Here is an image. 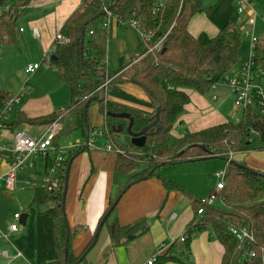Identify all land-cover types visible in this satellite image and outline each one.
<instances>
[{
	"label": "trees",
	"instance_id": "trees-1",
	"mask_svg": "<svg viewBox=\"0 0 264 264\" xmlns=\"http://www.w3.org/2000/svg\"><path fill=\"white\" fill-rule=\"evenodd\" d=\"M30 1L1 0L0 47L16 41L17 18ZM158 1L83 0L61 28L59 34L63 40L52 43L50 48L52 55L48 62L44 56L41 61V65L45 64L52 68L67 87L70 96L69 106L34 119L16 112L12 121L6 124V129L10 132L20 127L45 129L57 122L62 129L54 140L53 147L60 148L58 142L62 136L67 137L79 132L85 138L83 107L86 102H93V99L97 98L101 101L98 103L99 111L104 116V126L100 131H105L109 143L115 144L116 137H123L127 145L128 122L110 118L106 114H129L133 120L131 132L136 134L154 121L158 104V123L146 133L144 146L136 149L128 145L129 149L125 148V156L119 153L117 155L115 171L128 177V182L120 194L133 183L158 175L161 169L168 165L194 162L203 158H220L228 161L229 155L248 153L253 149L249 141L250 135L258 137L260 149L264 150V117L257 114L253 108L242 111L238 123L230 122L198 133L186 134L171 141L170 132L183 114V108L188 101L182 90H194L203 94L215 84L223 83L227 75L241 64L239 31L241 24L226 23L219 28L214 38H209L205 34L192 37L187 32V25L193 16L203 12L198 1L164 0L163 8L156 12ZM250 1L247 0V3ZM105 8H110L109 13L117 20L119 26H126L134 21L137 23L138 31L150 36L148 42L140 41V45L133 52L131 63L120 65L115 72L107 71L104 63L107 29V17L103 11ZM211 11L209 9L205 13L209 15ZM241 17L243 22L247 21L245 15ZM84 23L86 26L81 59L79 34ZM164 36L165 39L158 51L153 50L144 54ZM251 56L255 65L264 71V35L257 38ZM102 74H105L108 82L106 87H102L100 80ZM124 84L143 86L151 93V96L147 93L154 104L151 115L142 116L105 100L109 87ZM11 99L7 93L0 92V112ZM130 150L133 152L129 153ZM53 152L55 159L56 152ZM72 155L67 156L65 166ZM47 160L49 161L48 157L44 161ZM224 171L223 189L218 200L220 207L213 203L206 205L201 201L194 202L195 218L188 227L187 240L183 243H173L154 264H188L190 236L206 230L212 233L223 248L221 264H264V174L231 160ZM64 175L65 171L58 177L57 190L45 186L34 191L32 195V205L36 210L39 212L44 210L53 221L52 236L57 257L49 264H75L83 254L79 257L73 256L72 237L69 233L67 253L64 255L66 227L61 212L64 205L62 202ZM113 203H109L107 211ZM198 210L202 211L201 215L197 214ZM112 212L101 231L108 234L116 247L126 235H129L133 227L121 229L115 221L109 224ZM230 226L246 230L251 234L252 242L241 246L237 244L228 233ZM99 238L100 233L94 247ZM89 246L90 244L83 252ZM251 253L254 257L248 258ZM109 254V251L102 254L98 264H106ZM179 255L182 258L180 261ZM86 257L79 264H85Z\"/></svg>",
	"mask_w": 264,
	"mask_h": 264
},
{
	"label": "crops",
	"instance_id": "crops-1",
	"mask_svg": "<svg viewBox=\"0 0 264 264\" xmlns=\"http://www.w3.org/2000/svg\"><path fill=\"white\" fill-rule=\"evenodd\" d=\"M82 1L31 0L17 18L16 41L11 45L3 46L4 49L9 47L24 49L32 45L37 57L29 59L26 67L38 64L45 54L51 52L50 48L56 34H59L66 20L81 5ZM248 13L253 16L256 13L261 19L264 17L262 11L256 10L255 7L250 8ZM111 21L116 29L123 27L118 25L115 18H111L109 24ZM247 22L252 24L251 20L245 23ZM240 24L242 26L243 19ZM107 28L108 30L106 29L105 31L106 38L109 35V27ZM219 28L211 21L209 15L202 12L190 19L187 25V32L192 37L205 34L209 38H214L218 34ZM127 35L131 36L128 50L129 57L130 53L133 56V52L140 45L141 39L134 47V41L136 42V40L132 38V33L128 31ZM109 51L108 40V43L106 42L104 63L107 71L115 72L117 65L115 64L112 67L113 62ZM8 52L9 50H6L4 54L7 55ZM131 56L127 65L131 63ZM4 59L10 60L8 57ZM119 62L120 65L125 64L124 59L119 58L118 67H120ZM45 70L49 71L46 87L49 90L42 95L38 92L37 84L43 79V76L35 75L38 74V70L32 80L34 83L29 89L27 88L28 94L24 98L25 102L21 104L19 101L17 104L20 106V111L17 112L26 118L44 117L53 112L63 110L65 105L69 106L70 96L67 87L61 82L52 68L47 66ZM124 87L135 92L138 91L136 88L141 89L130 84H125ZM3 92L13 97L11 93ZM182 92L187 96L188 101L183 108V114L170 132V139H173V141L186 134L198 133L231 122L232 113L235 112H233L232 96L230 89L223 83L215 84L203 94L194 90H182ZM106 94L105 100L108 101ZM141 97L143 100L138 106L123 102L120 103L123 105L119 104L118 106L126 109L131 108L130 110L133 109L142 114H149L152 111L151 105L149 102L144 101V96ZM86 120L90 132L102 130L104 116L100 113L96 102L90 103ZM11 121L5 119L3 122L5 126L0 129V227H2V229L0 228V233L8 236L7 241L10 239L13 241L14 256L9 263L12 264L14 260H20V264H27L25 261H21V258L23 257V250L28 253V247L35 250L37 260L40 258L42 261L45 260V262L55 261L57 252L53 245L52 218L46 215L44 210L39 212L32 205L34 191L45 188L43 179L46 170L53 165L54 152L49 154V161H44L45 159L42 160L40 158L34 159L33 168H26L16 174L14 190L6 191L2 178L9 170L14 159V154L10 151L13 136L24 132L33 137L29 132L35 129L20 127L10 132L6 129V124ZM43 131L44 129L37 128V134L34 136H39ZM72 134L79 136V139L75 141H85L81 133L74 132ZM61 138L58 142L60 147ZM107 145H110V143L106 136L98 138L96 139L95 149L87 148L82 151L84 149L82 147L81 150L79 149L80 152H75L68 159V161L72 159V162L69 167L63 208L69 233L72 237L71 252L74 257H79L83 253L90 244L102 216L109 207V203L115 202L109 224L115 221L121 229L131 227L133 229L116 247H114L108 234L105 231H101L100 238L103 235L106 236L98 251V257L109 251L110 254L106 263L146 264L150 256L158 248L161 247L166 251L173 243H180V238H184V241H186L188 227L195 218L193 203L197 201L195 199L196 191L200 187L191 188L178 182L166 172V167L213 160L223 161L225 165L228 162L220 158H210L203 161L168 165L162 168L158 175L133 183L120 194L121 189L128 182V177L115 171L118 151L114 147L112 150L107 151ZM252 148V151L233 155L228 160L244 163L249 169L264 174V150L260 149V144L252 146ZM213 189L211 188L210 190ZM14 214H19L20 216L27 214L25 226L21 229L18 225L15 233H9L8 226L13 223L12 217ZM7 221H9V224L5 226ZM4 243L6 241L0 238V247ZM5 247L6 245L1 248ZM3 252L8 251L6 249L1 250L0 253ZM188 255V264H221L223 248L214 239L212 233L206 230L190 236Z\"/></svg>",
	"mask_w": 264,
	"mask_h": 264
},
{
	"label": "rangeland",
	"instance_id": "rangeland-1",
	"mask_svg": "<svg viewBox=\"0 0 264 264\" xmlns=\"http://www.w3.org/2000/svg\"><path fill=\"white\" fill-rule=\"evenodd\" d=\"M198 3L201 6V9L203 12H207L209 9L212 10L209 14V17L213 23L217 27H221L225 25L226 23L235 22L239 23L242 21V17L238 14V0H197ZM250 8H254L258 11H262L264 14V0H251L248 2ZM262 8V9H261ZM251 23L250 22H243L242 24V30L240 32V54H241V63L247 61L250 58V49L251 46L248 42V39L245 37V32L248 34H253V36L257 38H261L264 35V22L262 21L261 17H258V15L255 13V16L251 17ZM109 35L106 38V42L108 43L109 40V54L111 56V61L113 62V65H117L116 69L118 70V59L122 58L125 61L124 65H127L130 61L131 53L128 57V50H129V42L131 41V36L127 35V32L130 31L132 33V38L136 40L135 46L140 41L139 34L130 26L126 25L123 26L121 29L115 28L112 21L109 24ZM16 28H18V25H16ZM108 30V28H107ZM134 36V37H133ZM32 45H29L28 47L20 48H5L2 46L0 47V92L6 91L8 93L12 94V99L18 98L21 104H23L25 101L24 98L28 94L27 90L32 86V83H34L33 78L35 75L37 76H43V79L40 81V83L37 84V90L42 95L47 90H49L47 87V81H48V74L49 71H46L45 68L47 67L45 64L41 65L42 58L40 59L39 63L40 68L38 71V74L30 75L26 74L24 69L26 68V65L28 63V60L31 58H36L37 54L34 53L35 50H33ZM108 48V47H107ZM29 49V51H28ZM6 50H9V52L4 54ZM5 57H8L10 60L4 59ZM132 57V56H131ZM3 59V60H2ZM132 60V59H131ZM122 61V60H121ZM120 61V62H121ZM119 62V65H120ZM115 69V70H116ZM48 70V69H47ZM116 70V71H117ZM114 71V70H113ZM227 78H235L231 76L230 74L227 75ZM27 84V85H24ZM24 85V86H23ZM124 85H116L111 86L107 89V100L109 103L114 105H119L120 103L125 104H131L132 106H138L139 103L143 100L141 96H144V101L149 102L151 105L152 111H154V104L152 101V98L144 91V90H138L137 92L128 89L124 87ZM28 88V89H27ZM21 94V95H20ZM123 105V104H120ZM66 106V105H65ZM64 106V108H66ZM122 107V106H121ZM19 105H14L12 107L11 113L7 116L6 119L9 121L12 120L13 115L20 111ZM63 108V109H64ZM129 108V107H128ZM131 109V108H130ZM129 109V110H130ZM22 111V110H21ZM133 112L139 113L142 116H148L151 115L150 113H153L152 111L149 114H142L140 112H137L136 110H131ZM235 111V112H234ZM234 113H232V120L231 122L234 123L235 119L240 118L241 111L233 110ZM26 130V129H25ZM28 131V130H26ZM33 137H36L34 135L37 134V129H33L29 132ZM76 139H79V136L77 134H70L67 137L62 136L61 138V147L72 144L75 142ZM173 141V139H171ZM249 141L251 142L252 146H258L259 145V139L256 135H250ZM116 151L119 152L122 156H125V148L129 149L127 146L130 145L128 143L126 145V139L123 137H116L115 138V144H112ZM133 151L130 150L129 153H132ZM229 158L232 156H228ZM244 164V163H243ZM220 165V166H219ZM225 162L220 160H213V161H206L201 163H189L187 165H179V166H169L166 167V172H168L172 177H174L178 182L182 184H186L187 186L193 188L199 186L200 188H197L196 191V197L195 199L197 201H204L208 197L210 193V189L214 188L217 179L215 177L216 173L218 171L225 170ZM161 172V171H160ZM213 204L217 207L219 206L218 200H214ZM9 224V221L5 222V226ZM19 227L23 229L20 225ZM2 229V227H0ZM106 235H103L97 243V245L93 248V250L90 252V254L86 257L85 264H98L100 261V255L98 257V251L100 250V246L103 243ZM72 241V239H71ZM10 242V244H9ZM30 243V242H29ZM4 245H6L5 248H1ZM4 245H1V250H7L8 257L13 258V241L10 239L9 241H6ZM0 250V252H1ZM19 251H22L21 249H18ZM28 253L26 250L23 252V257L21 258V261H25L27 264H49L54 262L51 260L50 262H45V260H37V255L34 249H31L30 247L27 248ZM15 251V250H14ZM30 251V252H29ZM17 252V251H16ZM43 256V255H40ZM182 260L179 255V261ZM0 264H10L8 259L4 258L2 254L0 253ZM12 264H20V260H14ZM106 264H109L106 263ZM177 264V263H176Z\"/></svg>",
	"mask_w": 264,
	"mask_h": 264
},
{
	"label": "built area",
	"instance_id": "built-area-1",
	"mask_svg": "<svg viewBox=\"0 0 264 264\" xmlns=\"http://www.w3.org/2000/svg\"><path fill=\"white\" fill-rule=\"evenodd\" d=\"M238 14L240 16L245 15L247 17V21L251 20L253 15L248 13L249 4L247 0H238ZM164 0H159L156 6V12L163 8ZM106 14L107 26L109 25V20L113 18L107 9H103ZM264 22V17L262 18ZM130 27L139 34L140 39L143 42H148L150 40L149 35H145L144 33L138 31L137 23L131 21L128 23ZM242 26H240L239 31L241 32ZM35 33V32H34ZM245 37L248 39V42L251 46L250 49V58L241 63L236 69L231 71L230 75L235 77L233 78H225L223 84L230 89L232 96V106L234 110L244 111L248 108H253L257 114L264 117V71L261 68H258L251 56L252 47H254L257 39L253 36V34H248L245 32ZM165 39V36L160 38L158 42L151 48L146 50L144 54H147L153 50L158 51L162 42ZM63 38L60 34H56L54 41L61 42ZM52 53L49 52L44 55L45 61L48 62ZM140 59V58H139ZM40 68V64L29 65L25 68V73L34 75ZM21 95V94H20ZM19 103L18 98L11 99L3 110L0 112V129L4 127L5 116L9 114L12 110V107ZM239 119H235V123H238ZM61 125L57 122L47 126L44 131L36 137H32L24 132L17 133L13 136V140L11 142L10 151L14 154V159L11 163L9 170L5 173L2 178L3 186L6 191H13L15 188L16 182V174L24 171L26 168H33L34 159L40 158L42 160L46 159L49 154L53 151L56 153V157L53 160V165L51 168L46 170V174L44 175L43 182L48 189L57 190L59 187V176L63 175V171H65V161L67 156L74 154L75 152L81 150L82 147L85 146L83 141L77 140L72 144L65 145L63 147L55 149L53 147L54 140L61 132ZM106 135L105 131H91L89 132L87 139V148L95 149L96 148V139L102 138ZM113 149L112 144L106 146V150L110 151ZM119 153V152H118ZM217 179V183L214 189L209 193L206 200L201 201L202 204L210 205L214 200H219V193L223 189V180L225 177V171H218L215 175ZM198 215L202 214L201 210L197 211ZM20 219L19 214H14L12 217L13 223L8 226L9 233H15L18 228V221ZM229 235L237 242V244L247 245L252 242V236L246 230L230 226L228 227ZM0 238H3L5 241L8 240V236L0 233ZM180 243L184 242V238L179 239ZM165 250L163 248H158L155 253L148 259L146 264H154L156 259L161 256ZM2 256L8 261L11 258L8 257L7 252L1 253ZM253 258L254 254H249L248 258Z\"/></svg>",
	"mask_w": 264,
	"mask_h": 264
},
{
	"label": "water",
	"instance_id": "water-1",
	"mask_svg": "<svg viewBox=\"0 0 264 264\" xmlns=\"http://www.w3.org/2000/svg\"><path fill=\"white\" fill-rule=\"evenodd\" d=\"M0 2H1V0H0ZM109 10H110V8L107 9V11H109ZM101 15H102V13L99 16H101ZM85 26H86V23H84L82 25L81 31H80V34H79V41H80V43H79V51H80V58L81 59H82L81 50H82V45H83V40H84V29H85ZM100 80L102 82V87H104L106 85V83H107L105 74H102L100 76ZM138 87L141 88L142 90H144L146 93H148L151 96V93L145 87H143V86H138ZM93 102H96L98 104L101 101L97 100V98H94ZM90 103H91L90 101L86 102V104L83 107V112H82L83 123H84V128H85V141H84L85 146H84V149L82 151L87 149L86 146H87V139H88V135H89V127H88V124H87L86 116H87V110H88V107H89ZM106 115L108 117H110V118L126 120L128 122V126H127V129H126V136L129 138V143H130V145L133 148L140 149L145 144V135H146V133L149 130H151L154 127H156V125L158 123L159 105L157 104L156 109H155L154 121L151 124L147 125L145 128H143L140 132H138L136 134L131 132V127H132L133 120H132V118H131V116L129 114H125V113H122V114H111V113H108ZM207 159H210V158L198 159L196 161H203V160H207ZM71 162H72V159H70L66 163V166H65V175H64L63 187H62L63 188V190H62V202H64V198H65V192H66L67 180H68V173H69V167H70ZM227 162H230V161L228 160ZM114 207H115V203L110 207V209L107 211V213L104 215V217L102 218V220L98 224L97 229H96V231H95V233L93 235L92 241L90 243V246L78 258V260L75 262V264H79L86 257V255L90 252V250L94 247V245H95V243L97 241V238L99 236V233L101 231V228L103 227V224L105 223L107 217L112 212ZM61 212H62V215L64 217V223H65V227H66V236H65V243H64V255L66 256L67 247H68V241H69V229H68V226H67V223H66V220H65V214H64L63 206L61 208ZM26 218H27V214H22L20 216L19 221H18V225H20L21 227H24Z\"/></svg>",
	"mask_w": 264,
	"mask_h": 264
}]
</instances>
